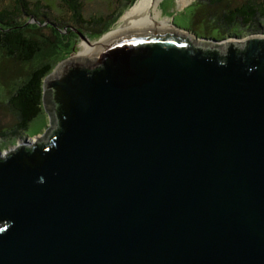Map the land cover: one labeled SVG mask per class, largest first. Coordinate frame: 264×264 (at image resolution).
Here are the masks:
<instances>
[{"label": "water", "instance_id": "1", "mask_svg": "<svg viewBox=\"0 0 264 264\" xmlns=\"http://www.w3.org/2000/svg\"><path fill=\"white\" fill-rule=\"evenodd\" d=\"M232 39L62 60L45 136L0 154V264H264V37Z\"/></svg>", "mask_w": 264, "mask_h": 264}, {"label": "rangeland", "instance_id": "2", "mask_svg": "<svg viewBox=\"0 0 264 264\" xmlns=\"http://www.w3.org/2000/svg\"><path fill=\"white\" fill-rule=\"evenodd\" d=\"M30 3L37 0H28ZM39 1V0H38ZM48 2L52 6L47 9L49 18L46 19L45 24L40 23L44 19L43 12L46 11L41 5V10L38 13L39 17L29 18L28 29L25 31L32 38L36 39L42 45L40 53L29 61L18 60L16 57L8 55L3 47L0 45V154L6 155L8 151H12L20 141L27 143L36 141V136L42 138L45 136L46 130L51 126L50 116L44 108L39 116L32 120L29 128L22 132L12 131L20 120V114L11 108L10 98L19 90L20 85L26 81L35 70L44 66L46 63H53L54 69L62 61L65 52H71L70 56H77L85 51L92 44H98L106 37L111 31L121 26V18L127 10L136 2L127 0L125 7L119 12L122 13L115 21V16L109 19L110 15L117 12L123 0H80L82 4V11L84 19L90 18H107L106 22L112 20V26L107 31H104L100 36L92 35L94 27L84 23H75L73 20V9L65 3L64 0H40ZM247 0H222V4L209 5L205 0H189L184 6L180 5L179 0H161L159 9L162 12L160 18H170L173 25L183 30H188L190 33L198 36L195 32H201L203 36L211 34L212 22L219 15L222 17L223 11H228L231 8L240 7L246 4ZM14 4L13 0H0V7L9 8ZM118 15H116L117 17ZM40 20H39V19ZM62 19L63 23L60 24V32L70 35L66 38V43L57 39L52 28L47 27V24L52 19ZM26 20V16L21 18ZM27 21V20H26ZM66 22V23H65ZM37 23V25H33ZM104 25V24H103ZM99 29V27H97ZM238 36H230L235 40H244L246 37L259 35L264 37V18L257 20L256 24L252 27L244 26L240 30H233ZM194 32V33H193ZM211 37V36H210ZM230 37H226L230 38ZM232 39V40H234ZM230 40V39H229ZM56 44H62L63 48ZM66 45V48L64 47ZM56 46V48H53ZM60 48V49H59ZM61 60V61H59ZM51 71V72H53ZM6 77V78H5Z\"/></svg>", "mask_w": 264, "mask_h": 264}, {"label": "trees", "instance_id": "3", "mask_svg": "<svg viewBox=\"0 0 264 264\" xmlns=\"http://www.w3.org/2000/svg\"><path fill=\"white\" fill-rule=\"evenodd\" d=\"M70 8L73 9V20L75 23H84L94 27L91 32L92 35L100 36L104 31H108L113 25L112 20L106 22L107 18H90L84 19L82 4L80 0H64ZM136 2V0H131ZM209 5H219L222 4V0H205ZM14 4L9 8L0 7V45L5 49L8 55L16 57L18 60L29 61L34 59L41 51L42 45L37 42L36 39L25 32L28 29L29 18L39 17L38 13L41 10V5L46 8L43 12L44 19L42 18L40 23H44L48 16L47 9L52 7L48 2L34 1L30 3L28 0H13ZM247 3L240 6L231 8L228 11H223V15L219 18V15L212 22V32L207 35H201V32H195L198 36L203 38H211L215 40H226V37L238 36L239 34L234 33L233 30L237 32L241 27L248 26L252 27L256 24L257 20L264 18V0H247ZM127 4V0H123L120 4L117 12L110 15L109 19L114 18L115 21L119 16L122 15L119 11L122 10ZM116 15H118L116 17ZM26 16V20H22ZM39 19V18H38ZM51 19V18H49ZM40 20V19H39ZM62 19H52L48 22L47 27L54 30V34L57 39L66 43V38H70V35L63 34L60 32V24H62ZM66 23V22H65ZM104 24V25H103ZM39 26L37 23L33 24ZM99 27V29H97ZM60 29V30H59ZM187 30V29H186ZM189 30V29H188ZM191 32V31H190ZM194 33V32H193ZM239 33V32H237ZM211 36V37H210ZM233 38V37H230ZM228 39V38H227ZM63 48L62 44L58 45ZM65 44V48H66ZM53 48H56L54 46ZM59 48V49H60ZM71 52H65L61 60L66 59L70 56ZM59 60V61H61ZM53 63H46L44 66L32 72L30 77L23 82L19 90L13 94L10 98V106L12 109L16 110L20 115V120L18 121L16 127L12 131L16 133L17 131H23L29 128L32 120L39 116L40 112L43 110L44 106V83L46 78L49 76L51 71H53ZM6 78V77H5ZM2 146H0L1 148Z\"/></svg>", "mask_w": 264, "mask_h": 264}, {"label": "bare ground", "instance_id": "4", "mask_svg": "<svg viewBox=\"0 0 264 264\" xmlns=\"http://www.w3.org/2000/svg\"><path fill=\"white\" fill-rule=\"evenodd\" d=\"M161 0H137V2L132 5L127 12L121 18V26L117 27L111 31L105 38L98 44H92L84 52L80 54H86L93 50L99 49L103 42L107 39H112L116 35L124 34L129 31H134L137 29H161L168 28L172 29L176 27L171 22L170 18H160L162 15L161 10L159 9ZM180 5L184 6L189 0H179Z\"/></svg>", "mask_w": 264, "mask_h": 264}]
</instances>
